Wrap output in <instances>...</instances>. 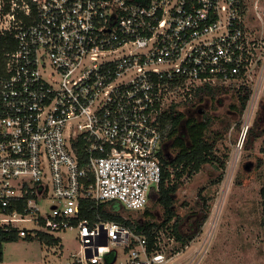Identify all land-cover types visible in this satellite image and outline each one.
I'll use <instances>...</instances> for the list:
<instances>
[{"label": "built area", "instance_id": "built-area-1", "mask_svg": "<svg viewBox=\"0 0 264 264\" xmlns=\"http://www.w3.org/2000/svg\"><path fill=\"white\" fill-rule=\"evenodd\" d=\"M0 31L16 41L0 77V228L75 231L66 264H115L116 247L124 264H163L162 239L148 253L122 225L80 220L81 202L143 211L168 107L205 84L264 82L243 0H0Z\"/></svg>", "mask_w": 264, "mask_h": 264}, {"label": "rangeland", "instance_id": "rangeland-1", "mask_svg": "<svg viewBox=\"0 0 264 264\" xmlns=\"http://www.w3.org/2000/svg\"><path fill=\"white\" fill-rule=\"evenodd\" d=\"M243 2L246 28L254 39H264V0ZM250 89L251 97L241 117L233 109L237 104L234 91L213 101L205 100L194 108L180 105L186 117L200 119L205 112L211 119L205 138L220 136L216 153L225 160L226 168L219 184L213 181L220 172L208 164L198 174L184 180L175 196L176 213L183 220L182 233L188 235L196 229L193 223L198 216L194 214L198 210L197 194L202 188L208 199L209 216L200 232L183 248L168 237H161L166 255L163 264H264V135L256 139L249 150L243 147L245 137L242 140L248 128L257 127L258 132L264 129V82L257 89L256 86ZM198 109L204 112L198 114ZM164 144L167 156L173 157L175 152ZM146 209L153 214L154 221H161L162 211L158 206L148 202ZM122 216L131 221L146 218L142 211L126 208L122 209ZM26 226L32 227L31 224ZM75 236L76 232L69 230L58 234L60 244L52 248H46L37 239L19 238L4 244L0 264L70 263V254L79 249ZM115 249L118 255L115 264H124L126 256L122 248Z\"/></svg>", "mask_w": 264, "mask_h": 264}, {"label": "trees", "instance_id": "trees-1", "mask_svg": "<svg viewBox=\"0 0 264 264\" xmlns=\"http://www.w3.org/2000/svg\"><path fill=\"white\" fill-rule=\"evenodd\" d=\"M7 1V0H4ZM9 10V3H5L3 13ZM16 49V41L11 31H0V77L5 74V56ZM234 91L237 104L233 109L241 117L246 110L251 97V89L245 84L235 86H210L203 85L196 88L192 99L183 103V106L194 108L205 100H215L223 94ZM160 124L163 130V140L167 143L169 150L174 151L172 156L162 158V181L158 191L149 194V202L158 206L162 211L160 222L154 221V216L148 209L142 211L147 218L141 221H131L122 216V206L116 202L99 203L93 201L81 202L80 220H86L93 224L98 221L114 222L130 229L134 234L146 239L147 252L159 250L155 246L156 239L165 236L172 239L181 247H185L191 242L196 234L200 232L203 224L209 216L208 199L203 195L204 189H200L197 194L198 210L194 216H198L196 229L191 234H184L181 231L182 218L176 213L175 196L185 179H190L198 174L203 166L211 165L216 171H219V177L213 181V184H219L222 181L223 171L226 168V162L216 153V143L220 136L217 134L212 139L205 138L206 132L211 125V119L204 114L200 119H190L181 111L180 105L172 104L163 113L160 118ZM184 124V129L182 126ZM184 131V133H181ZM264 135V129L258 132L257 127L248 128L243 143L245 150H249L253 142ZM19 238L37 239L46 248L57 247L60 244V238L39 233L35 237H20L17 230H5L0 228V262L3 260L4 244L17 241ZM133 246V245H132ZM114 258V252L105 256V264H111Z\"/></svg>", "mask_w": 264, "mask_h": 264}, {"label": "flooded vegetation", "instance_id": "flooded-vegetation-1", "mask_svg": "<svg viewBox=\"0 0 264 264\" xmlns=\"http://www.w3.org/2000/svg\"><path fill=\"white\" fill-rule=\"evenodd\" d=\"M203 112H204V111H203V110L201 111L200 109H198V110L196 111V113H198V114H202ZM204 113H205V112H204ZM204 113H203L201 116H203ZM188 118H190V119H195L196 117H194V116H190V117H188ZM196 221H197V219H195V221H194V223H193V229L196 228V226H195Z\"/></svg>", "mask_w": 264, "mask_h": 264}, {"label": "water", "instance_id": "water-1", "mask_svg": "<svg viewBox=\"0 0 264 264\" xmlns=\"http://www.w3.org/2000/svg\"><path fill=\"white\" fill-rule=\"evenodd\" d=\"M183 128H182V130L184 129V124H183V126H182ZM181 133H184V131H181ZM245 136L243 135V137H242V140H243V138H244ZM165 148H166V145H165ZM165 156H167V154L165 153Z\"/></svg>", "mask_w": 264, "mask_h": 264}, {"label": "crops", "instance_id": "crops-1", "mask_svg": "<svg viewBox=\"0 0 264 264\" xmlns=\"http://www.w3.org/2000/svg\"><path fill=\"white\" fill-rule=\"evenodd\" d=\"M257 9H258V6H257ZM259 9L261 10V8L259 7ZM244 10H245V13H246V5L244 4Z\"/></svg>", "mask_w": 264, "mask_h": 264}]
</instances>
